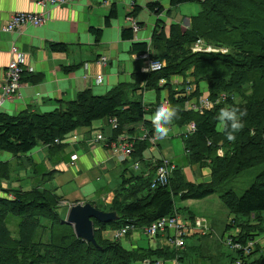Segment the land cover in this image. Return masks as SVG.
<instances>
[{
  "label": "trees",
  "instance_id": "16d2710c",
  "mask_svg": "<svg viewBox=\"0 0 264 264\" xmlns=\"http://www.w3.org/2000/svg\"><path fill=\"white\" fill-rule=\"evenodd\" d=\"M185 3L201 6L198 15L191 18L189 28L174 25L168 38L155 32L151 44L134 43L132 51L150 55L154 49L155 55L150 58L165 62L163 70L141 74V81H146L148 87H157L159 81L169 80L171 76L190 73L197 88L201 81H206L209 99L219 100L214 109L201 114L187 108L189 101L199 95L197 89L196 93L184 96L185 89L178 92L169 84L165 86L169 88L168 103L178 112L172 126L186 128L195 123L197 127L187 137L182 134L187 165L210 164L211 180L201 184L189 182L183 168L177 165L166 186L151 189L155 173L126 179L123 172L110 210H103L116 211L120 219L110 224L94 220L97 245L76 236L73 226L65 222L68 207L60 206L62 198L54 192L38 188L32 192L5 190V195L0 192V264H139L146 259H178L184 264L188 252L170 247L126 249L121 241L108 238L103 232L129 224L139 229L148 227L161 218L179 213L175 207L177 199H206L242 172L264 163V0H171L172 7ZM149 9L158 15L163 12L159 3L150 4ZM139 12L137 7L130 15L136 18ZM116 17L117 11L113 8L106 24L110 25ZM91 33L97 40L103 36L102 29L91 28ZM122 38L133 40V30L124 29ZM198 40L218 52H193ZM52 48L66 50L64 44H55ZM247 89L251 90L250 95L244 93ZM158 90L163 89L158 87ZM236 93H243L239 103L224 98V94ZM160 104L147 111L142 102L131 101L124 87H119L106 96L83 92L75 101L47 114L10 116L0 112V152L20 156L40 144L53 147L78 128L107 118H114L118 123L113 129L114 141L133 133L129 127L139 123H145L148 134L153 135L155 129L145 117L154 114ZM230 106L246 111L242 118L244 126L235 134V141L226 138L217 120L220 110ZM132 142L133 159L145 162L144 151L150 142L139 138ZM219 150L224 152L222 157L218 155ZM5 171H9V165L0 163V179ZM222 202L229 214L235 216L227 231L240 229L235 242L256 243L248 255L235 250L240 260L243 264H264V246L260 244L264 233V170L241 197L230 191L222 196ZM240 217H255L257 223H241ZM12 224H15L14 231ZM190 249L195 253V247Z\"/></svg>",
  "mask_w": 264,
  "mask_h": 264
},
{
  "label": "crops",
  "instance_id": "0c3cea01",
  "mask_svg": "<svg viewBox=\"0 0 264 264\" xmlns=\"http://www.w3.org/2000/svg\"><path fill=\"white\" fill-rule=\"evenodd\" d=\"M36 1L0 0V98L5 71L13 58L11 49L14 45L19 49L18 58L24 69L21 96L6 101L0 106V112L10 116L22 113L47 114L65 103L75 101L83 92L106 96L119 87H124L128 99L142 102L149 111L159 103L168 102L169 88L165 87L168 84L178 92L189 87L194 89V77L190 73L185 76L174 75L169 80L159 81L157 87H148L147 82L141 81L140 77L145 73L142 70L146 65L144 57H152L155 50H151L150 55H143L133 52L132 47L134 43L151 44L155 32L163 33L162 36L168 38L174 25L189 28L193 17L191 13L196 9L184 7L185 4L172 7L171 0H66L64 4L47 7L39 6ZM153 3L163 7L161 14L149 9ZM137 7L140 12L135 18L130 14ZM113 8H116L117 17L107 25L106 18ZM16 13H45L47 22L42 27L28 26L22 34L2 31ZM134 24L139 26V32H133L134 39H123V30H133ZM91 28L103 30L100 40L91 33ZM55 44H64L66 50L54 51L52 46ZM101 57L108 60L105 66L99 64ZM100 76L102 82L98 81ZM203 85L208 90V83L203 82ZM158 87L163 90H158ZM146 121L151 122L149 119ZM173 127L179 126H171V129ZM129 129L134 130L130 135L127 134L132 141L140 139L147 131L145 123L132 125ZM98 134H102L106 141L95 143L94 138ZM114 138L111 120L107 118L95 121L89 127L78 128L53 147L40 144L30 153L20 156L1 151L0 163L8 164L9 171H5L0 179V192L5 195V190L32 192L38 188L54 192L65 204L91 203L98 206L96 203L102 202L104 207L114 200L118 186L112 189V185L119 176L122 178L123 172L126 179L138 174L149 177L154 173L153 163L157 161L146 159L144 152L145 162L141 163L140 172L136 171L133 157L126 162L119 161L121 142L116 140L119 146L115 145ZM159 140L154 146L150 144L152 150L161 151ZM15 161L21 164L18 172L14 170ZM171 162L177 165L173 160ZM200 167H182L189 182L201 184L211 180V169ZM13 173L16 178L12 176ZM67 197L73 200L69 201ZM229 218L233 220L235 216L229 214ZM108 231L103 232V235ZM143 236L141 231L133 232V239L128 240L130 249L139 246ZM148 240L150 247L155 242L156 249L162 248L161 237L151 242ZM182 252L188 251L182 249ZM189 257L184 264H193ZM174 260L163 261L172 264Z\"/></svg>",
  "mask_w": 264,
  "mask_h": 264
},
{
  "label": "built area",
  "instance_id": "2783aa9c",
  "mask_svg": "<svg viewBox=\"0 0 264 264\" xmlns=\"http://www.w3.org/2000/svg\"><path fill=\"white\" fill-rule=\"evenodd\" d=\"M66 0H37L36 3L39 6L47 7L49 5H61L64 4ZM47 22V15L45 13L33 14V13H16L14 14L8 22L3 26L2 31L12 34H22L23 30L28 26L33 27H42ZM133 32H139V26L137 24L133 25ZM195 52H218V50L212 48L211 46H207L203 41L198 40L195 44L194 49ZM11 54L13 56L10 61L6 71H5V81L2 89V97L0 98V106H2L6 101L12 100L16 97L21 96V88L22 81L24 75V69L21 64V60L18 58L19 49L16 45H14L11 49ZM146 59L145 68H148V72H158L163 70L165 67V62L160 61L154 58H150L148 56L144 57ZM107 58L101 57L99 64L101 66H105L107 64ZM98 81L102 82V76L98 77ZM195 92L194 89L188 88L185 90L184 96H190ZM219 102H213L209 99V93L207 92L206 96L201 97L198 101H189L188 109L194 110L203 114L205 111H209L214 109L215 105ZM111 124L113 129H116L118 126L117 120L112 119ZM197 130L195 123H190L186 131L184 133L185 137L189 134L195 133ZM127 134H124L117 138L120 140L121 145L119 146L117 143L115 145L119 146V161L126 162L129 158L132 157L134 152V146L132 140ZM141 140H148L151 145H155L159 140V137L156 134L149 135L148 131L145 132L143 137H140ZM106 141V138L102 136V134H98L94 138L95 143H101ZM219 155H222V150H219ZM140 162H134V169L140 172ZM176 165L170 160H160L154 161L153 170L155 173L154 179L152 181L151 189H155L159 186H166L169 182L172 172L176 169ZM64 204V203H62ZM137 230H141V232L147 236L149 239L155 240L156 238L161 237L162 241L161 247H170L172 249H184L186 247V238L191 235L200 234L202 236L208 235V232L211 230V226L206 218H194L190 217H182L179 213H176L170 217H164L156 222L152 223L148 227H143L139 229L134 225H127L122 227L121 229L114 231V239L117 241H121L124 238H127L130 232H134ZM240 233V229H233L226 236V244H228L234 250L243 251L244 255L250 254V249L254 247L256 243L250 242L246 245L242 243L235 242L234 238H236ZM164 237V238H163ZM141 264H165L163 260H151L147 259L143 261ZM172 264H179L178 259H175ZM235 264H243L242 260L236 261Z\"/></svg>",
  "mask_w": 264,
  "mask_h": 264
},
{
  "label": "rangeland",
  "instance_id": "374dc122",
  "mask_svg": "<svg viewBox=\"0 0 264 264\" xmlns=\"http://www.w3.org/2000/svg\"><path fill=\"white\" fill-rule=\"evenodd\" d=\"M190 7L196 9L194 13H191L192 16L198 15L200 12L201 6L198 3H185L184 7ZM193 12V11H192ZM202 41V40H201ZM195 47V45H194ZM194 49V48H193ZM227 51V50H225ZM195 52V50H193ZM194 79V78H193ZM195 83V79L193 80ZM203 82L201 81L198 88L197 85H195V93L196 89L198 90L199 95L195 96L192 101H198L201 97L205 96V93L207 94V88L204 87ZM207 83V82H206ZM191 85V84H187ZM250 87V86H249ZM246 95L251 94V90L247 89L244 92ZM243 93L240 94H224V98L226 100L231 99L236 102H240ZM243 100V99H242ZM189 103L187 104L188 107ZM139 130V129H138ZM223 128L220 126V131H222ZM186 131V128L181 127H173L167 137L164 139H160L159 142L162 144L161 151L159 149L150 148V145L148 148L144 151L145 152V158L155 159L157 161L162 160L163 158L166 160H173L178 166L180 167H187V159L185 155V149L183 146V138L180 135V133L184 134ZM96 137V136H95ZM153 151V152H152ZM219 155V153H218ZM224 155V152L222 151V155H219L222 157ZM19 161L14 162V170L18 172L21 168V164H18ZM26 163V162H24ZM210 164L202 165L200 168H207L209 169ZM264 170V163L258 164L257 166L246 170L245 172H242L239 176L234 178L229 183L219 187L214 195L203 199V200H182L177 199L175 202V207L178 209L179 214L182 217H186L189 214L196 218H206L211 226V230L208 232V235H191L188 238H186V251L189 253V258L194 259L193 263L197 264H235L236 261L234 260H240L237 252L232 249L228 244H226V236L230 233V231H227V226L229 225L231 218H229V211L224 206L222 202V196L230 191H234L239 197H241L255 182L257 176ZM190 173V172H189ZM42 175L43 173L40 172ZM40 175V176H41ZM14 176V173L12 175ZM209 179H206V181H209ZM122 182L121 176L117 178V182L113 183L112 189L115 188V186H120ZM105 184V183H103ZM111 187V186H110ZM67 200H73L72 197H67ZM93 202V201H92ZM131 203V202H130ZM104 203H96L98 207L103 210H110L112 203H108L104 205ZM62 208L68 207L69 204H60ZM264 217V214H263ZM239 221L241 223L249 222L250 224H256L257 220L255 217L247 218V217H240ZM12 230H15V224L11 225ZM139 231V230H137ZM227 231V232H226ZM232 231V230H231ZM136 232V231H134ZM133 233V232H132ZM139 233V232H138ZM107 237H110L114 239V231H108L105 233ZM264 233L261 234L262 239L261 245L264 246ZM128 238V239H127ZM127 238H124L121 240V243L126 249H130V245L128 246V240H132V234H130ZM224 238V241L222 240ZM152 239H150L151 242ZM148 237L143 236V240L141 243H139V246L141 248L148 249L150 246L148 245ZM151 245V243H150ZM157 245L155 242L152 243L151 247L152 249H156ZM195 247V253L191 251L190 248ZM210 257L211 259H204L203 256ZM260 255V253H259ZM258 255V256H259ZM196 259L199 261L196 262ZM147 260V259H146ZM145 261V260H144ZM143 262V261H142ZM138 264V263H136ZM140 264V263H139Z\"/></svg>",
  "mask_w": 264,
  "mask_h": 264
},
{
  "label": "clouds",
  "instance_id": "9594fccd",
  "mask_svg": "<svg viewBox=\"0 0 264 264\" xmlns=\"http://www.w3.org/2000/svg\"><path fill=\"white\" fill-rule=\"evenodd\" d=\"M148 71V68L142 69ZM246 115V111L238 106H230L222 108L217 116L220 126L226 132V138L229 141H235L236 133L244 126L242 118ZM177 109L167 101L162 102L156 109L155 113L145 119H149L155 129V134L159 138H165L171 130L173 121L177 118Z\"/></svg>",
  "mask_w": 264,
  "mask_h": 264
},
{
  "label": "water",
  "instance_id": "95a60500",
  "mask_svg": "<svg viewBox=\"0 0 264 264\" xmlns=\"http://www.w3.org/2000/svg\"><path fill=\"white\" fill-rule=\"evenodd\" d=\"M119 219L120 216L116 211L105 212L91 203H84L71 205L65 222L73 226L77 237L89 244L97 245L94 220L102 224H110Z\"/></svg>",
  "mask_w": 264,
  "mask_h": 264
}]
</instances>
